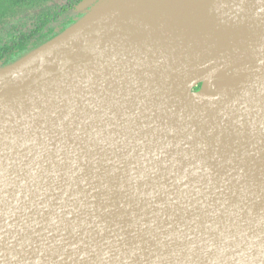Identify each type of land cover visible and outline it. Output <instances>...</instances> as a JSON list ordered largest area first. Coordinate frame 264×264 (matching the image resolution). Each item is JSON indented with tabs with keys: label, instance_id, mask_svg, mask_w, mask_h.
<instances>
[{
	"label": "water",
	"instance_id": "water-1",
	"mask_svg": "<svg viewBox=\"0 0 264 264\" xmlns=\"http://www.w3.org/2000/svg\"><path fill=\"white\" fill-rule=\"evenodd\" d=\"M93 4L0 69V264H264V0Z\"/></svg>",
	"mask_w": 264,
	"mask_h": 264
},
{
	"label": "trees",
	"instance_id": "trees-1",
	"mask_svg": "<svg viewBox=\"0 0 264 264\" xmlns=\"http://www.w3.org/2000/svg\"><path fill=\"white\" fill-rule=\"evenodd\" d=\"M85 1L89 0H0V69L47 44L82 19L95 5L79 10ZM29 2L48 5L25 17L4 9L7 4L19 6Z\"/></svg>",
	"mask_w": 264,
	"mask_h": 264
},
{
	"label": "rangeland",
	"instance_id": "rangeland-1",
	"mask_svg": "<svg viewBox=\"0 0 264 264\" xmlns=\"http://www.w3.org/2000/svg\"><path fill=\"white\" fill-rule=\"evenodd\" d=\"M47 3H42L40 4L39 2H29V3H24L23 5H12V4H7L4 9H7L10 11V9H12L11 11H16L17 13L15 14H22L21 16H26L27 14H34L36 12H39V10L45 6H47ZM81 5L78 7L79 10L84 9V7L80 8ZM20 16V17H21ZM2 20L0 19V22Z\"/></svg>",
	"mask_w": 264,
	"mask_h": 264
},
{
	"label": "bare ground",
	"instance_id": "bare-ground-1",
	"mask_svg": "<svg viewBox=\"0 0 264 264\" xmlns=\"http://www.w3.org/2000/svg\"><path fill=\"white\" fill-rule=\"evenodd\" d=\"M218 77L221 82H224L229 77V74L225 72H221L218 74Z\"/></svg>",
	"mask_w": 264,
	"mask_h": 264
}]
</instances>
